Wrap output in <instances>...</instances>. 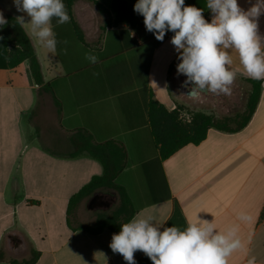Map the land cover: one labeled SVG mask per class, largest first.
<instances>
[{"label": "crops", "instance_id": "1", "mask_svg": "<svg viewBox=\"0 0 264 264\" xmlns=\"http://www.w3.org/2000/svg\"><path fill=\"white\" fill-rule=\"evenodd\" d=\"M136 2L63 0L71 19L61 25L53 18L54 53L24 26L48 91L35 83L29 61L0 68V264L22 263L32 251L40 253L35 264H127L109 247L113 232L90 234L67 224L70 199L104 173L88 154L71 156L90 143L109 144L114 187L99 191L112 198L92 210L94 218L128 201L135 214H154L165 227L183 230L198 219L226 232L228 225L240 223L244 248L227 264H247L252 256L264 264V80L245 128L235 133L211 128L201 143L162 159L151 102L190 122L210 93L187 96L186 77L176 73L178 53L170 43L174 34L168 31L158 41L146 30L144 17L134 12ZM238 3L247 10L255 0ZM185 5L204 9L211 21L206 0H185ZM0 10L30 21L13 0H0ZM258 23L264 37V16ZM89 51L99 63L85 59ZM229 51L231 67L240 69L235 81L246 83L251 92L247 80L253 79L242 74L237 54ZM240 211L251 221H238ZM11 238L21 240L24 249ZM12 244L14 255L8 251ZM134 257L137 264H152L142 252Z\"/></svg>", "mask_w": 264, "mask_h": 264}, {"label": "clouds", "instance_id": "2", "mask_svg": "<svg viewBox=\"0 0 264 264\" xmlns=\"http://www.w3.org/2000/svg\"><path fill=\"white\" fill-rule=\"evenodd\" d=\"M13 4L17 12L30 17L26 23L24 15L17 16L15 23L28 25L30 37L54 53L58 41L52 20L56 18L57 24L62 25L71 19L63 0H13ZM206 8L212 14L210 22L203 15L204 9L185 5V0H137L134 12L144 17L146 30L158 41L162 42L168 31L174 34L170 43L178 53L176 73L186 77L185 87L191 85L187 96L231 95L240 69L231 67L233 57L229 50L237 54L242 74L264 80V37L259 34L258 23L264 16V0H255L247 10L241 8L238 0H206ZM7 23L0 10V27ZM85 59L99 63L92 51L85 53ZM237 220L250 222L251 216L240 211ZM239 232L240 223H232L226 232H219L213 222L198 219L189 221L183 230L165 227L154 214L142 212L120 225L119 233L112 234L109 247L127 264H137L134 254L138 251L152 264H227L234 252L244 248ZM251 238L249 234V241ZM247 264H256V257L248 259Z\"/></svg>", "mask_w": 264, "mask_h": 264}, {"label": "trees", "instance_id": "3", "mask_svg": "<svg viewBox=\"0 0 264 264\" xmlns=\"http://www.w3.org/2000/svg\"><path fill=\"white\" fill-rule=\"evenodd\" d=\"M4 17L8 23L0 27V68H13L24 61H29L35 83L41 86L44 91L50 90V84H45L44 82L41 65L24 27L15 23V16L4 13ZM247 81L251 84L252 89L247 99L246 109L244 112L234 116L216 118L213 115L196 112L191 116L190 122H185L180 119L178 111L168 112L163 106L152 101L150 104V117L153 131L161 146L162 159L169 158L185 145L201 143L206 139L207 133L211 128L229 133H235L245 128L255 112L262 86L261 80ZM36 130L38 131V129ZM108 146L109 144H84L81 148H77L76 153L71 155L76 157L86 153L99 161L104 168L102 176L94 177L70 199L67 210V224L72 229L90 234H99L105 230L117 233L120 231V225L128 222L137 211L128 201H123L119 207L112 211L98 212L93 223L73 226L77 210L84 200L91 199L99 191L114 188L111 161L112 150ZM39 256V252L32 251L29 260H24L22 263L17 260H11L10 264H35Z\"/></svg>", "mask_w": 264, "mask_h": 264}, {"label": "rangeland", "instance_id": "4", "mask_svg": "<svg viewBox=\"0 0 264 264\" xmlns=\"http://www.w3.org/2000/svg\"><path fill=\"white\" fill-rule=\"evenodd\" d=\"M247 84L243 81L237 80L234 81L233 85L231 86L232 92L231 95H219L216 96L214 94H209V96L205 97L204 103L201 105V109L199 112L213 115L216 118H221L224 116H234L236 114H240L245 111L247 99L250 94L249 90L247 89ZM249 92V93H248ZM100 193V195H103L110 200L112 198L110 192ZM88 198L87 200H84L80 207L77 210L78 220L76 218L75 222L79 224H91L94 221V212L88 208ZM110 208H114L113 205H111ZM14 244H12L11 248H9V252L13 253Z\"/></svg>", "mask_w": 264, "mask_h": 264}, {"label": "water", "instance_id": "5", "mask_svg": "<svg viewBox=\"0 0 264 264\" xmlns=\"http://www.w3.org/2000/svg\"><path fill=\"white\" fill-rule=\"evenodd\" d=\"M188 89H190V88H188ZM189 92V91H188ZM98 197H99V194L98 193H96L90 200H89V202H88V208L90 209V210H95L96 208H98V207H100V206H103L104 205V203L103 202H100V203H98ZM16 246H17V248L21 251V250H23L24 249V243L21 241V240H19V242H16V244H15ZM15 248V247H14ZM17 250V249H16Z\"/></svg>", "mask_w": 264, "mask_h": 264}, {"label": "flooded vegetation", "instance_id": "6", "mask_svg": "<svg viewBox=\"0 0 264 264\" xmlns=\"http://www.w3.org/2000/svg\"><path fill=\"white\" fill-rule=\"evenodd\" d=\"M191 87V85H189V86H187V88H190ZM189 90V89H188ZM103 201H105V202H108V198L107 197H105V196H103V195H100L99 194V197H98V203H100V202H103ZM11 241L13 242V243H16L17 241H18V239H12L11 238Z\"/></svg>", "mask_w": 264, "mask_h": 264}]
</instances>
